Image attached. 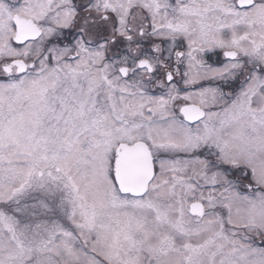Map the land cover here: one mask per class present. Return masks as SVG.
Segmentation results:
<instances>
[{"label": "snow or ice", "instance_id": "obj_1", "mask_svg": "<svg viewBox=\"0 0 264 264\" xmlns=\"http://www.w3.org/2000/svg\"><path fill=\"white\" fill-rule=\"evenodd\" d=\"M0 264H264V0H0Z\"/></svg>", "mask_w": 264, "mask_h": 264}]
</instances>
